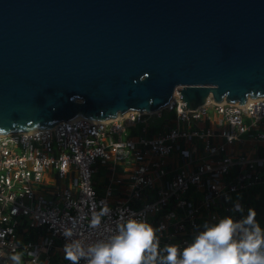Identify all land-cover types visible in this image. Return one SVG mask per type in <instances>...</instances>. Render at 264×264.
Segmentation results:
<instances>
[{"label":"built area","instance_id":"2783aa9c","mask_svg":"<svg viewBox=\"0 0 264 264\" xmlns=\"http://www.w3.org/2000/svg\"><path fill=\"white\" fill-rule=\"evenodd\" d=\"M181 104L176 92L150 113L130 109L105 120L79 116L1 133L0 258L15 249L26 264H39L42 253L41 264H71L61 225L81 213L90 217L101 202L110 209L102 226L114 229L121 216L134 214L160 229L161 247L183 249L203 221L240 220L234 207L246 211V202L235 194L259 188L264 197V97ZM155 119L160 125L152 126ZM255 146L258 153L251 154L247 149ZM100 166L108 168L104 193L96 188ZM48 172L61 183H47Z\"/></svg>","mask_w":264,"mask_h":264},{"label":"water","instance_id":"95a60500","mask_svg":"<svg viewBox=\"0 0 264 264\" xmlns=\"http://www.w3.org/2000/svg\"><path fill=\"white\" fill-rule=\"evenodd\" d=\"M264 97V0H0V134Z\"/></svg>","mask_w":264,"mask_h":264},{"label":"clouds","instance_id":"9594fccd","mask_svg":"<svg viewBox=\"0 0 264 264\" xmlns=\"http://www.w3.org/2000/svg\"><path fill=\"white\" fill-rule=\"evenodd\" d=\"M84 192L93 195L89 188ZM234 210L243 213L239 203ZM109 213L108 205L101 202L99 210L93 207L90 217L83 213L68 217L69 224L61 225L68 240L63 248L66 260L71 264L81 260L86 264H264V228L251 208L240 220L228 216L218 223L206 222L183 249L176 244L161 247L160 229L134 214L126 219L121 216L114 229L102 226ZM9 259L11 264H23L15 249Z\"/></svg>","mask_w":264,"mask_h":264},{"label":"rangeland","instance_id":"374dc122","mask_svg":"<svg viewBox=\"0 0 264 264\" xmlns=\"http://www.w3.org/2000/svg\"><path fill=\"white\" fill-rule=\"evenodd\" d=\"M173 115V114H172ZM158 123L160 125V121L155 119L151 124L152 126ZM133 133H140V128H135L134 130H131ZM215 141V138H213ZM236 145V144H235ZM233 146V145H232ZM241 147L243 144L240 145ZM256 146L255 149H247L250 151L251 154H256L258 153L256 151ZM256 152V153H255ZM201 154L200 152H197V155ZM121 166L119 165L118 171H122L124 162L120 163ZM107 173H108V168L106 166H100L98 168V173L95 174V180H96V188L98 189L99 193H104L105 190V184H106V179H107ZM46 182L50 184H55V183H61V180L58 178V176H54V174L48 172L46 174ZM66 185V183H64ZM120 194L113 195V198L120 197ZM234 198L237 199H243V201L246 202V211H243V213H238L240 217L246 216L248 209H254L256 212V220L260 224L262 228H264V197H263V189L255 188V189H250L246 193H238L234 195ZM206 223V221H203L201 223V231L203 230V225ZM209 223V222H207ZM10 257V256H9ZM8 258H0V264H11L10 259ZM46 257L45 253H42L39 256L38 263L41 264ZM23 264H26L23 262Z\"/></svg>","mask_w":264,"mask_h":264},{"label":"bare ground","instance_id":"6f19581e","mask_svg":"<svg viewBox=\"0 0 264 264\" xmlns=\"http://www.w3.org/2000/svg\"><path fill=\"white\" fill-rule=\"evenodd\" d=\"M211 100V97L209 98ZM149 113L152 112V111H148Z\"/></svg>","mask_w":264,"mask_h":264},{"label":"crops","instance_id":"0c3cea01","mask_svg":"<svg viewBox=\"0 0 264 264\" xmlns=\"http://www.w3.org/2000/svg\"><path fill=\"white\" fill-rule=\"evenodd\" d=\"M242 148V147H241ZM232 149H234V147H232ZM250 152V151H249Z\"/></svg>","mask_w":264,"mask_h":264}]
</instances>
